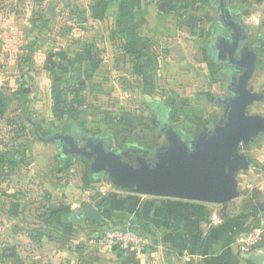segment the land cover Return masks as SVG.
<instances>
[{
  "label": "rangeland",
  "instance_id": "374dc122",
  "mask_svg": "<svg viewBox=\"0 0 264 264\" xmlns=\"http://www.w3.org/2000/svg\"><path fill=\"white\" fill-rule=\"evenodd\" d=\"M214 1L209 0L212 7L206 6L211 16L194 26L197 35L201 34V26H210L211 30L217 21V9L211 3ZM84 3L85 0H0V264H88L93 261L89 251L108 250L89 242L93 237L90 227L124 225L110 215L102 224L75 221V214L87 204L106 212L108 201L128 192L118 188L108 174L93 175L90 159L64 155L62 143L52 139L53 135L75 130L82 136L103 138L113 129L99 122L105 120L102 111L116 109L145 118L147 125L145 130L138 129L140 134L135 137L134 130L124 132L127 120L116 119L119 130L112 134L116 145L123 139L137 142L139 138L155 147L165 143L150 128L152 113L148 105L152 101L145 102L144 93L127 96L123 88L79 90L70 86L72 74L46 71L50 55L64 51L67 44L77 46L81 40L84 30L78 27V20L84 14ZM228 3L242 10L239 22L247 37L241 50L255 44L258 56L249 88L262 100L249 107L248 114L264 119V46H260L264 42V0ZM224 69L222 66L217 77L209 75L197 83L195 88L203 93L201 97L197 90L187 91L180 84L171 87L172 78L163 72L157 75V90L150 99L166 102L175 94L195 91L190 99L200 109H194L193 117L201 122L195 119L189 124L195 129L208 128L225 111L218 99L230 95L227 87L231 78ZM237 72L234 69V74ZM57 78L66 81V88L50 90L51 82ZM58 105L75 108L63 112ZM138 123L136 118L128 122Z\"/></svg>",
  "mask_w": 264,
  "mask_h": 264
},
{
  "label": "crops",
  "instance_id": "0c3cea01",
  "mask_svg": "<svg viewBox=\"0 0 264 264\" xmlns=\"http://www.w3.org/2000/svg\"><path fill=\"white\" fill-rule=\"evenodd\" d=\"M224 1L231 16L235 15L237 8L232 7L228 0ZM165 3H171L172 9L163 11ZM211 3L217 9L216 25L213 23L211 30L210 26H201V34L197 35L194 26L204 17L211 16V11L206 10V6H211L209 0H85L84 14L78 20V27L84 30L81 40L78 39L77 46L67 44L64 51L50 55L45 65L46 71L51 69L55 73L72 74L70 86H76L79 90L123 88L127 96L130 93H138L139 96L144 93L145 102L152 101L148 105L152 113L150 128L157 131V136L164 138L165 143L155 147L139 141V138L137 142L123 139L120 145H116L112 136L119 130L116 119L127 120L128 129L124 132L134 130L135 137L140 134L138 129L145 130L147 126L145 118L116 109H104L105 120L99 121L112 128L113 133L103 138L95 136V140H105L110 149L119 153L133 150L150 156L151 150L155 149V154L158 149L168 145L164 130H175L183 138L195 140L200 133L211 129L222 119L224 113L204 129H195L189 124V121L197 120L193 117L194 109H200L190 99L195 91L185 95L175 94L170 96L174 99L166 102L150 99L157 90V75L163 72L167 74L166 77L172 78L171 87L180 84L178 86L187 91L197 90L199 97L203 93L195 88L197 83L209 75L217 77L222 72V66L226 67L224 72L230 78L234 75V68L218 58V38L229 40L225 23L220 20L221 1ZM118 74H121L120 77L116 76ZM62 86L66 88V81L63 83L57 78L51 82L50 90L61 89ZM229 86L227 89L231 96ZM227 97L219 98L218 103L224 106L223 100ZM69 106L65 111L75 108ZM135 118L138 126L128 124ZM177 121L182 124L179 125ZM75 133L82 135L75 130L62 134L68 136ZM92 136L85 135L94 139ZM239 154L247 156L251 164L236 174L239 196L227 209L129 192L108 201L105 220L110 215L122 220L124 225L132 223L152 244L143 255L121 249L89 251L88 256L93 261H87L88 264H255L249 260L251 254L261 255L264 264V239L250 255L242 254L236 244L243 233L255 227H264V135ZM100 208L105 214V210Z\"/></svg>",
  "mask_w": 264,
  "mask_h": 264
},
{
  "label": "water",
  "instance_id": "95a60500",
  "mask_svg": "<svg viewBox=\"0 0 264 264\" xmlns=\"http://www.w3.org/2000/svg\"><path fill=\"white\" fill-rule=\"evenodd\" d=\"M220 1L224 16L225 1ZM169 9H172L171 3L162 7L163 11ZM227 16L231 14L228 12ZM234 16L230 23H225L230 39L219 37L217 45L220 61L238 72L231 78L232 95L223 100L224 115L211 129L200 133L195 140L185 139L175 130H164L168 145L158 149L152 158L133 150L119 153L110 149L105 140L92 138L84 148H79L72 136L63 135L61 139L72 147L71 154L90 159L93 175L108 174L118 188L129 193L227 209L239 196L236 174L251 164L249 158L239 152L264 135V119L248 114L249 107L262 100L249 88L258 59L255 44L240 49L247 32L239 22V11ZM74 219L102 224L105 215L100 207L89 203ZM249 260L262 264L263 257L251 254Z\"/></svg>",
  "mask_w": 264,
  "mask_h": 264
},
{
  "label": "built area",
  "instance_id": "2783aa9c",
  "mask_svg": "<svg viewBox=\"0 0 264 264\" xmlns=\"http://www.w3.org/2000/svg\"><path fill=\"white\" fill-rule=\"evenodd\" d=\"M92 232V233H91ZM93 237L91 244L98 243L108 250L121 249L125 252L143 255L151 246L150 239L138 232L132 223L123 227H90ZM264 239V227H255L243 233L236 241L237 247L244 255H250Z\"/></svg>",
  "mask_w": 264,
  "mask_h": 264
},
{
  "label": "flooded vegetation",
  "instance_id": "af4514ba",
  "mask_svg": "<svg viewBox=\"0 0 264 264\" xmlns=\"http://www.w3.org/2000/svg\"><path fill=\"white\" fill-rule=\"evenodd\" d=\"M230 9L225 7V15L224 16H221L220 20L221 22L224 24V23H230L231 20H233V18L235 17L234 15L231 16V17H228L227 14H228V11ZM239 10V9H237ZM240 11V10H239ZM240 17V16H239ZM226 35H227V38L230 39L231 35H230V32L229 30L226 29ZM260 46L263 47L264 46V42L261 41L260 42ZM240 49H241V46H240ZM66 134H55L53 135V138L52 139H55L57 141H60L62 143V152L64 155L66 156H71V151H72V147L68 144V141H62L61 139V136H63ZM69 136H72L74 139H75V143H76V146L79 147V148H84L87 144V141L90 139L88 137H85V136H82V135H78V134H73V135H69ZM95 140V138H94ZM148 157V155H146ZM149 158H152V156H149Z\"/></svg>",
  "mask_w": 264,
  "mask_h": 264
},
{
  "label": "trees",
  "instance_id": "16d2710c",
  "mask_svg": "<svg viewBox=\"0 0 264 264\" xmlns=\"http://www.w3.org/2000/svg\"><path fill=\"white\" fill-rule=\"evenodd\" d=\"M238 11H239V10H238ZM241 12H242V10L239 11V16H241ZM62 93H63V92H62ZM58 102H60V101H58ZM58 108H59V111L62 110L63 112H65V109H66L67 107H66V106H63V105H58ZM55 110H57V108H56ZM62 141H64V140H62ZM106 212H107V211H106ZM106 212H105L104 215H106Z\"/></svg>",
  "mask_w": 264,
  "mask_h": 264
}]
</instances>
